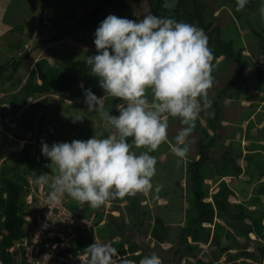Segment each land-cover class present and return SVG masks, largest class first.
<instances>
[{
    "label": "rangeland",
    "instance_id": "1",
    "mask_svg": "<svg viewBox=\"0 0 264 264\" xmlns=\"http://www.w3.org/2000/svg\"><path fill=\"white\" fill-rule=\"evenodd\" d=\"M1 1L0 32L11 26L15 27V33H9L0 39V64L10 61V58L16 54L13 46H9L11 40H17V44L21 47H27L30 44L32 47L28 57L21 59L22 63L13 75L12 82L5 87L3 86L4 76L0 77V114L12 113L18 109L11 95L15 94L14 85L23 78L33 58L45 59L55 67L57 74L66 73L75 78V83L67 92L53 89V92L41 94L34 99L29 98L26 103L39 101L43 107L38 105L27 107L29 104L23 106L22 111L25 116L20 117L19 114L13 117L16 126L9 119L11 116L0 115V176H9L7 173L10 167H18L20 169L18 173L22 174L20 173L22 168L28 167V163L19 158H26L23 155L26 150L32 162L26 176L40 175L41 169L43 173L51 172L50 168L39 162L42 141L51 146L54 142L70 143L72 140H86L94 135L97 138H103L104 122L98 113L88 112L84 103V89L90 88L98 97L105 93L99 87L98 78L91 75L85 61L87 56L96 54L94 34L108 15L140 20L150 13L148 0H7L4 11V4ZM201 1L206 6L205 18L218 26L216 31L219 33V39L230 42L233 50L232 54L226 52L219 56L218 61L213 64L214 83L208 93L211 106L204 108L197 120L204 128H209L210 133L212 128L218 133L215 143L209 148L210 158L202 167L205 172L203 189L210 195L219 188L218 180L223 179L231 190L228 196L229 201L236 204L244 199L252 198L251 195L256 192L260 180L257 179L258 169L252 161L261 159L264 153V78L257 79L254 70L255 64H260L264 68V16L260 13V8L264 7V0H250V3L240 11L236 10V0ZM30 11L33 12L32 15H28ZM93 13L96 14L93 16ZM40 14L48 16L49 22L46 19L41 22ZM24 25L28 26L27 29L22 33L17 32ZM57 30L59 35L54 33ZM214 34L215 29L210 36ZM31 35L34 37L30 43L28 39ZM208 40L211 41L212 38L208 37ZM73 41L87 44L94 51L81 49L75 46ZM8 72L7 70L4 74ZM234 82L238 83L239 87H232V91H235L231 96V90H228L225 96L219 94L228 83ZM254 93L258 99L263 100H250V94ZM215 100L218 110L213 105ZM117 102L122 101L106 97L104 110L117 115ZM216 112H219V119L211 121V128L208 121L210 117H215ZM74 116L84 118L82 121L73 123ZM181 127L178 118L169 119L170 142H174V137ZM23 136L24 138H21ZM201 136L202 130L195 127L191 136L194 143L191 145L187 158L179 164L170 151L169 143L162 144L157 151L151 153L158 161L157 172L152 183L162 184L163 189L158 198H153L150 194L129 196L132 201L141 203V208L136 215L133 216V212L125 208L127 207L125 205L107 203L99 209H93L87 204H79L68 197L64 201L65 206L71 210L81 206L90 210V213L96 211L102 213V218L103 216L105 218V223L102 225L99 226L93 218L95 232H97L95 236H92L93 239L103 242L104 235L108 236V232L111 233L110 225L115 223L128 238L129 243L132 239L139 241L142 246L156 251L157 255L159 257L161 255L167 263L179 264V261L187 254H184L183 248L178 247L177 237L189 217L196 214L190 186L189 164L198 156ZM28 142L32 144L21 151L23 145ZM143 198L146 202H140ZM209 199V196L205 197V200ZM261 199L264 201L263 198ZM253 207L254 205L249 206V208ZM120 213L123 215L122 219L113 218V216L121 217ZM108 215L113 216L112 221L107 224ZM155 216L163 220L165 227L162 231L169 240L160 245H157L155 238L151 236L152 220ZM218 220L225 223L221 218ZM105 228H107L106 231L102 230ZM89 232L94 234V231ZM86 235L91 237L89 234ZM234 237L228 241L221 237L220 242L211 244L212 258L216 264H244V262L264 264V253H259V243L253 239V235L250 239L236 235ZM120 238V235H115L113 239ZM176 248L180 251L174 256ZM187 259L185 263L191 264Z\"/></svg>",
    "mask_w": 264,
    "mask_h": 264
},
{
    "label": "clouds",
    "instance_id": "2",
    "mask_svg": "<svg viewBox=\"0 0 264 264\" xmlns=\"http://www.w3.org/2000/svg\"><path fill=\"white\" fill-rule=\"evenodd\" d=\"M249 3L250 0H236V10ZM174 6L175 0H165L162 5ZM260 13L264 16V7ZM94 35L96 54L87 56L85 63L91 75L98 78L105 95L98 97L90 88L84 89V103L88 112L100 115L108 134L105 138L94 135L70 143L54 142L51 146L41 142V152L50 161L47 167L52 175L43 171L32 179L34 184L48 189L49 209L65 197L93 209L137 194L158 198L163 185L152 183L158 161L151 153L169 143L177 164L181 163L194 143L191 136L201 111L211 106L208 93L214 83L215 57L206 33L199 26L151 13L140 20L110 14ZM106 97L122 101L116 105L118 115L104 110ZM83 118L74 116L72 121ZM170 118H178L182 125L174 142L168 137ZM86 234L94 236L91 232ZM92 240L78 252L81 264H136L109 242H99L93 237ZM207 242L212 248L210 240L200 242L197 255L201 244ZM212 259L208 261L214 264ZM137 263L162 264V261L153 252Z\"/></svg>",
    "mask_w": 264,
    "mask_h": 264
},
{
    "label": "trees",
    "instance_id": "3",
    "mask_svg": "<svg viewBox=\"0 0 264 264\" xmlns=\"http://www.w3.org/2000/svg\"><path fill=\"white\" fill-rule=\"evenodd\" d=\"M164 2L165 0H148L149 12L157 16L174 17L177 21L188 22L202 28L204 32H206L207 37L212 38V40L209 41V47L215 57L213 64L218 61L217 59L219 56L225 54L226 52L231 54L233 53L231 43L224 42L219 39V33L216 31L218 26L213 25L212 21L205 18L204 11L206 6L201 0H176L175 6L171 8L162 7ZM94 14L96 13H93L92 15L94 16ZM40 16L42 17L41 22L46 20L49 22L50 18L48 16L43 14H40ZM214 29L215 34L211 37L210 34L212 33V30L214 31ZM54 33L59 35L58 30ZM36 35L37 34H35V36ZM33 37L34 35H31L28 39L30 43L32 42ZM17 42L9 45L10 47L13 46L16 53L15 56L11 57L10 61L7 60L6 62L0 64V77L4 76L5 83H3V86L5 87L8 83L13 81V75L16 74L17 68L22 63L21 59L28 57L29 50H31L32 47V44L27 47H21L17 44ZM7 70L9 71L8 74H4ZM74 83L75 78L72 75L66 73L57 74L55 67L49 64L45 59L33 58V60H31L28 64L27 72L23 75V78L16 85H14V91H16L14 92V95H11V99L18 105V108H20L25 105L29 98L34 99L41 94L53 92V89L58 91H67L70 87L72 88ZM233 86L239 87V84L235 82L228 83L225 88L221 89L219 94L221 96H225L226 93H228V90H231V96L235 91H232ZM2 90L6 91L7 89ZM249 99H258L256 93L250 94ZM258 100L262 101L263 99ZM36 105L43 107L42 103L39 101L31 102L28 107H37ZM213 105L216 107V110H218L216 100L213 102ZM218 113L219 112H216L214 118L210 117L208 125L210 124L211 126L214 120L219 119ZM118 114L119 113L117 112V115ZM196 127L202 130V136L199 140V152L197 158L192 160L189 164L191 180L190 186L196 214L189 217L185 227H183L177 237L178 247L183 248L184 254L196 256L199 251L198 243L200 242L210 240V244H215L221 241V237H224V239L228 241L235 235L242 236L247 239H250L251 235H253V239L259 243V253H264V201H261V198L264 199V153L261 151L263 153L262 158L252 161L258 169L257 179L260 180L258 182L256 192L251 195L252 198L244 199L242 202L236 204L229 201L228 196L231 194V190L227 186L226 181L222 179L218 182L219 188L214 193L208 195L203 189L205 172L202 170V167L203 164L210 158L209 148L215 143L218 133L212 128V126V133H210L208 131L209 128H204L200 122L196 123ZM107 134L106 130L103 131L102 137L105 138ZM31 144V142L25 143L20 150H25L27 145ZM23 155L26 156V158L19 159L27 161L28 167L24 166L22 168L20 172L22 174L18 173L20 171L18 167H10V170H8L9 173H7L9 176H0V259L3 261V264H18V259L16 257L18 256L17 253L15 251H10L9 248L25 234V230L23 229V215L28 211L25 198L28 193L29 179L37 175L31 174L26 176V173L31 169L32 162H30L31 159L29 158L30 154L28 153V150H26ZM39 162L41 165L45 164V166H47V162L50 161L42 155V152H40ZM40 171L43 172L42 169ZM3 194H5V196H3ZM208 196L211 197V200H205V197ZM65 199L67 198L65 197ZM124 200L127 201V204L125 205L127 207L125 208H129L133 212V216L136 215L138 210L141 208L139 201L134 202L130 197L118 199L117 201L122 202ZM250 205H254V207L249 208ZM77 208H79L81 215L90 216L91 214H94V218L98 223L102 219V213L100 212L97 213L96 211L95 213H90V210H87L86 207L79 206ZM112 216L113 215H108L106 220L107 224L109 221H112ZM122 217V214L121 217L113 216V218L116 219H122ZM219 218L223 219L225 223L218 220ZM204 223L210 225H203ZM164 227L165 225L163 224V220L161 218L156 216L153 217L151 236L155 238L157 245L168 241L167 236H165L162 231ZM3 230H5V232H3ZM102 230L106 231L107 228ZM110 230L111 233L108 232V236L104 235L102 240L103 242H109L119 251L121 255H125V257L138 262L143 256L151 255L154 252L152 248L142 246L139 241H135L134 239H132L129 243L128 238L121 232L118 224L116 225L115 223H112V225H110ZM76 235V239L70 242L67 246V250H63L62 253H78L81 252L83 248L93 243L92 238L88 235L85 236L80 230L77 231ZM115 235H120L121 238L113 240ZM179 248L174 250V256L179 254ZM154 253H156V251ZM160 258L162 260V264H172L167 263L161 255ZM196 264H212V262H205L199 259L196 261ZM244 264L252 263L244 262Z\"/></svg>",
    "mask_w": 264,
    "mask_h": 264
},
{
    "label": "built area",
    "instance_id": "4",
    "mask_svg": "<svg viewBox=\"0 0 264 264\" xmlns=\"http://www.w3.org/2000/svg\"><path fill=\"white\" fill-rule=\"evenodd\" d=\"M67 40L70 41V39ZM73 43L81 49L94 51L87 44L78 41H73ZM44 174L52 175L51 172ZM33 181L34 179H29L28 193L25 198L29 211L23 216L25 234L10 248L11 251L17 253L18 264H81L77 258L80 253L62 252L67 250L68 244L76 239L78 230L82 233L94 231L95 236L93 220L95 215L84 216L81 215L79 209L74 211L68 209L64 204L65 198L49 209L46 199L48 189L45 186L34 184ZM210 250L209 242L203 243L200 253L187 257V260L191 264H196L199 259L213 260ZM0 264H3L1 259ZM181 264H186L185 258L181 260Z\"/></svg>",
    "mask_w": 264,
    "mask_h": 264
},
{
    "label": "crops",
    "instance_id": "5",
    "mask_svg": "<svg viewBox=\"0 0 264 264\" xmlns=\"http://www.w3.org/2000/svg\"><path fill=\"white\" fill-rule=\"evenodd\" d=\"M6 1L7 0H2L1 1V3H3L4 4V7H3V11H4V9H5V7H6ZM32 13L33 12H29V14L28 15H32ZM27 15V16H28ZM27 24V23H26ZM27 25H24V26H21L20 27V29L17 31V32H23L25 29H27ZM14 29H15V27H11V26H8V27H6V29L4 30V31H1L0 32V39H2L5 35H7V34H9V33H15L14 32ZM19 34V33H18ZM13 35H15V34H13ZM22 36V35H21ZM15 39L17 38V36H13ZM12 42H17V40H11ZM12 42H10L9 43V45L12 43ZM36 59V58H35ZM61 91V90H60ZM63 92H67V91H63ZM101 97V96H100ZM27 102V101H26ZM105 102V101H104ZM119 102H117V104H118ZM26 104H29V103H25V105ZM4 105H6V104H4ZM24 105V106H25ZM28 107V106H27ZM20 111H22V107H20V108H18L17 110H14L12 113H2V114H0V115H5V117H10L9 119H11L12 120V123H13V125H17L16 123H15V120H14V118L13 117H15V116H17V115H19L20 114V117H24L25 116V113H24V111H22L21 113H20ZM36 114H38V113H36ZM59 114V113H58ZM11 123V124H12ZM21 138H24V136L23 137H21ZM24 141H26V140H24ZM118 199H116V200H114V201H111V202H109V204H111V203H113V204H118V205H126L127 204V201L126 200H124V201H122V202H120V201H117ZM143 200V201H142ZM142 200H140V202H146V199L145 198H143ZM141 204V203H140ZM106 211V210H105ZM105 215V214H104ZM105 222V218H104V216H103V218L101 219V221L98 223L99 224V226L100 225H102L103 223ZM152 222H153V220H152ZM164 233V232H163ZM165 234V233H164ZM96 235V234H95ZM165 236H166V234H165ZM96 239V238H95ZM169 241V240H168Z\"/></svg>",
    "mask_w": 264,
    "mask_h": 264
},
{
    "label": "water",
    "instance_id": "6",
    "mask_svg": "<svg viewBox=\"0 0 264 264\" xmlns=\"http://www.w3.org/2000/svg\"><path fill=\"white\" fill-rule=\"evenodd\" d=\"M255 75L257 79H263L264 78V68L260 64L254 65Z\"/></svg>",
    "mask_w": 264,
    "mask_h": 264
}]
</instances>
